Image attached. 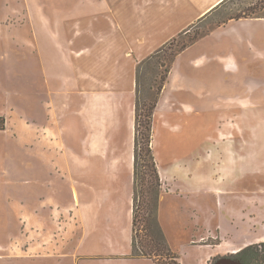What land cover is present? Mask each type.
<instances>
[{
  "label": "crops",
  "instance_id": "0c3cea01",
  "mask_svg": "<svg viewBox=\"0 0 264 264\" xmlns=\"http://www.w3.org/2000/svg\"><path fill=\"white\" fill-rule=\"evenodd\" d=\"M55 1L61 4L54 10L52 23L45 11L48 0H7L6 15L0 19V41L8 42L13 36L20 44L13 48L15 53L22 50L21 46L29 48L33 62L44 72L46 86L50 81L56 84L55 89L46 87V98L40 105L47 123L39 124L26 117L23 122L38 127L41 138L53 139L56 131H66V136H72L75 143V136L84 132L82 140L76 143L81 150L75 151L70 143L75 165L82 171L78 177L73 176L76 189L73 203H61L46 195L32 204L26 198L25 223L53 228L52 236H64L65 245L54 240V247L65 258L71 255L76 264L93 260L105 264H155L149 259L132 257L138 71L172 40L192 33L230 0ZM12 19H24L17 26L23 29L15 27L18 30L3 36V24ZM192 49L194 56L184 63L189 67L186 73L179 63ZM239 57L246 66L250 58L264 61V17L229 20L179 53L168 74L167 86L175 89L170 94L184 91L208 97L206 85L201 79L195 85V79L219 78L220 73L237 75L241 73ZM6 72L11 78L10 66ZM4 93L0 116L6 118L20 112V108L11 101L13 93L8 88ZM164 94L153 118L154 149L157 119L165 120L162 125L172 128L167 115L165 119L163 116L175 112L177 106L171 95V103L163 104ZM182 108L192 110L189 104ZM124 123L130 136L127 156L118 155L114 149L115 132ZM226 128L232 129L233 139L219 142L234 155L232 146L240 125L234 121L230 128L224 121L219 131ZM8 130L6 120V130L0 132ZM157 165L162 182L159 221L171 244V219L164 218L161 210L163 193L171 178L159 162ZM43 242L42 252L47 249ZM47 242L53 241L48 238ZM200 249L207 251V258L216 255V249L209 245ZM34 250L32 247L31 251Z\"/></svg>",
  "mask_w": 264,
  "mask_h": 264
},
{
  "label": "rangeland",
  "instance_id": "374dc122",
  "mask_svg": "<svg viewBox=\"0 0 264 264\" xmlns=\"http://www.w3.org/2000/svg\"><path fill=\"white\" fill-rule=\"evenodd\" d=\"M6 1L0 0V19L6 15ZM60 4L48 0L45 11L50 23ZM263 17L264 0H230L188 36L180 35L139 68L136 101L150 103L157 97L159 78L188 37L196 34L201 37L232 19ZM19 21L24 23V19L6 21L3 36L23 29L17 27ZM27 23L26 20L24 25ZM26 35L29 37V31ZM8 40L0 41V107L8 88L13 93L11 101L20 112L6 117L9 130L0 132V264H76L71 255L65 258L54 247V240L65 245L64 236H52L55 229L27 226L25 200L37 204L40 197L47 195L61 203H73L76 193L73 176L78 177L82 171L75 165L72 149L81 150L76 143L82 140L84 132L75 136V143L72 136H66V131H56L53 139L41 138L38 127L23 122L26 117L39 124L47 123L40 105L46 98V87L55 89L56 84L50 81L46 86L44 72L33 62L29 48L21 46L22 50L15 53L13 48L19 42L13 36ZM193 50L179 63L186 73L189 67L184 63L194 56ZM239 59L241 73L237 75L220 73L219 78L195 79V85L201 81L206 85L208 97L184 91L170 94L175 89L167 86L168 79L159 95L158 102L166 90L163 104L171 103V95L177 105L175 112L163 116L165 119L167 115L172 128L162 125L165 120L157 119L155 149L152 147L161 169L171 178L163 193L161 210L164 218L171 219L169 244L182 264H212L216 259L231 262L234 260L230 257L240 249L264 242V61L250 58L246 66ZM9 66L11 78L6 72ZM184 104H189L192 110L182 108ZM224 121L230 128L234 121L240 125L232 146L234 155L219 142L233 139L232 129L219 131ZM129 138L124 123L115 132L114 149L118 155L129 153ZM143 160L144 157L142 165ZM141 168L143 177L146 168ZM141 185L140 180L139 188ZM48 238L53 241L51 244ZM42 242L47 244L44 252ZM203 245L216 249V255L207 258V251L200 249ZM80 264L105 263L93 260Z\"/></svg>",
  "mask_w": 264,
  "mask_h": 264
},
{
  "label": "trees",
  "instance_id": "16d2710c",
  "mask_svg": "<svg viewBox=\"0 0 264 264\" xmlns=\"http://www.w3.org/2000/svg\"><path fill=\"white\" fill-rule=\"evenodd\" d=\"M199 38L200 35L197 34L193 37H188V41L183 43L180 49L172 55L169 68H166L165 74L159 78L157 97L150 103H141L140 99L136 101L132 257L149 259L155 264L182 263L179 260V256L172 250L159 221L162 182L152 147L154 111L157 107L159 95L168 79V74L175 57L191 44L195 43ZM174 41L176 39L172 40L169 45ZM155 57L156 55L152 59ZM152 59L146 62H150ZM4 130H6V118L0 116V131ZM142 157L145 158V161L143 160L144 165L140 162ZM141 167L146 168L143 177ZM140 180L142 181V188H139ZM230 258L238 260L240 264H264V242L240 249ZM217 261L219 260H214L212 264H216Z\"/></svg>",
  "mask_w": 264,
  "mask_h": 264
},
{
  "label": "water",
  "instance_id": "95a60500",
  "mask_svg": "<svg viewBox=\"0 0 264 264\" xmlns=\"http://www.w3.org/2000/svg\"><path fill=\"white\" fill-rule=\"evenodd\" d=\"M230 263H234V264H236V262L235 261H228V259L226 260V259H221V260H219V261H217L216 262V264H230ZM238 264H240V263H238Z\"/></svg>",
  "mask_w": 264,
  "mask_h": 264
},
{
  "label": "flooded vegetation",
  "instance_id": "af4514ba",
  "mask_svg": "<svg viewBox=\"0 0 264 264\" xmlns=\"http://www.w3.org/2000/svg\"><path fill=\"white\" fill-rule=\"evenodd\" d=\"M230 259L234 260L235 262H238V263H240L238 260H236V259H234V258H230Z\"/></svg>",
  "mask_w": 264,
  "mask_h": 264
}]
</instances>
